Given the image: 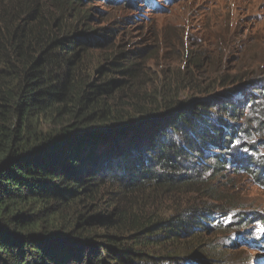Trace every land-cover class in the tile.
Masks as SVG:
<instances>
[{
  "label": "trees",
  "instance_id": "obj_1",
  "mask_svg": "<svg viewBox=\"0 0 264 264\" xmlns=\"http://www.w3.org/2000/svg\"><path fill=\"white\" fill-rule=\"evenodd\" d=\"M38 1L0 0V264H147L189 254L202 262L219 259L222 251L201 240L202 231L223 227L214 219L218 207L170 205L166 216L162 209H170L173 199L166 195L180 190L225 199L210 180L229 167L264 176V166L248 159L251 151L241 152L244 125L234 123L242 113L234 95L247 82L226 77L221 103L210 99L217 96L212 93L199 104L193 97L180 102L166 96L159 107L142 104L126 113L113 100L139 85L138 64L126 65L129 57L122 56L98 68L100 81L90 80L82 57L87 42L78 36L86 31L77 30L83 20L68 24L63 13L48 15ZM258 73L248 80L255 88L245 104L259 118L264 70ZM110 74L122 79L115 82ZM211 91L210 85L200 90ZM137 124L153 134L140 146L132 138L116 141L117 151L99 146L107 138L103 131L120 126L126 132ZM255 131L264 132V125ZM257 144L244 146L255 150ZM186 157L201 166L181 172L179 161ZM249 220L240 218L238 225ZM175 242L181 247L170 245Z\"/></svg>",
  "mask_w": 264,
  "mask_h": 264
},
{
  "label": "rangeland",
  "instance_id": "obj_2",
  "mask_svg": "<svg viewBox=\"0 0 264 264\" xmlns=\"http://www.w3.org/2000/svg\"><path fill=\"white\" fill-rule=\"evenodd\" d=\"M38 2L48 15L51 13L59 16L63 13L68 24L83 20L77 30L86 31L78 36L85 37L88 43L82 57L90 80L100 81L102 73L98 68H104L113 59L117 62L123 60L122 56H128L124 61L126 65L138 64L141 70L139 85L132 90L119 91L113 100H117L115 105L126 113H134L142 104L146 108L159 107L157 105L160 100L166 96L174 97L180 102L193 97L198 103L199 99L217 94L210 99L221 103L225 99L220 95L221 83L226 77L234 76L240 78V83L247 82L243 88L240 87V93L234 95L233 100L242 111L234 123L244 125L238 143L243 144L242 153L251 151L248 159L253 164L264 166V143L261 141L264 140V132L255 131L264 125V117L258 118L251 111L250 103L245 104V94L251 93L255 88V83H248V80H254L258 72L264 70V0ZM109 78L115 82L122 79L118 74H110ZM176 84L178 90H175ZM206 85L213 87V91L200 92ZM114 88L116 91L119 86L116 84ZM144 92L152 95L141 97ZM256 101L263 102L261 99ZM168 116L171 115L161 117L154 123H159ZM140 126L141 124H137L126 129V132L119 131L110 137V130L118 128L113 126L112 129L103 131L107 138L100 140L99 146L104 150L117 151V142L120 145L122 140L129 141L130 138L137 140L140 146L142 141L150 137L149 132L141 130ZM247 133L249 137L246 136ZM116 134L122 135L123 139L116 140ZM249 143H256V149L244 146ZM224 155L229 159V154L225 152ZM252 155L256 160L252 159ZM196 160L194 157L181 159V172L198 169L201 165ZM243 172H236L229 167L210 180L217 195H226L221 201L202 197L201 194L183 195L180 190L166 195L173 199L168 202L167 207L170 209H162L166 216L172 213L170 205L175 207L174 210L209 204L212 208L218 207L214 219L219 220L223 227L213 234L202 231L201 240L205 246L211 244L222 251L219 259L202 262L189 254L175 259L155 257L148 259L147 264H264V222H259L256 215L259 213L264 217V176L257 175L258 170L252 173ZM211 177L208 176L206 180ZM240 218L250 220L238 225ZM187 240L189 238L185 239ZM170 245L181 247L182 243L175 242ZM75 261L73 259L67 264H90L85 260L76 261L77 263ZM138 264L144 263L139 261Z\"/></svg>",
  "mask_w": 264,
  "mask_h": 264
},
{
  "label": "water",
  "instance_id": "obj_3",
  "mask_svg": "<svg viewBox=\"0 0 264 264\" xmlns=\"http://www.w3.org/2000/svg\"><path fill=\"white\" fill-rule=\"evenodd\" d=\"M168 112H169V111H168ZM156 117H157V116H156ZM156 117H154V118H156ZM154 118H152V119H154ZM148 120H150V119H148ZM119 131H122L120 126H118V128H116V129L110 130L109 133H111V134L113 135V134H115V133H117V132H119ZM111 134H110V135H111ZM95 137H96L95 135H87V134H81V135H80V138L87 139V140H92V139H94Z\"/></svg>",
  "mask_w": 264,
  "mask_h": 264
}]
</instances>
